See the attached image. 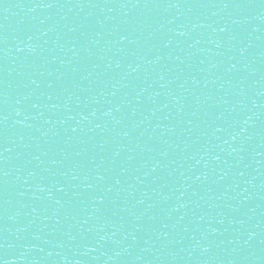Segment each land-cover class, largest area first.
<instances>
[{"label": "water", "instance_id": "95a60500", "mask_svg": "<svg viewBox=\"0 0 264 264\" xmlns=\"http://www.w3.org/2000/svg\"><path fill=\"white\" fill-rule=\"evenodd\" d=\"M4 264H264V0H0Z\"/></svg>", "mask_w": 264, "mask_h": 264}, {"label": "snow or ice", "instance_id": "6c2138e0", "mask_svg": "<svg viewBox=\"0 0 264 264\" xmlns=\"http://www.w3.org/2000/svg\"><path fill=\"white\" fill-rule=\"evenodd\" d=\"M0 264H4V261L3 260H0Z\"/></svg>", "mask_w": 264, "mask_h": 264}]
</instances>
